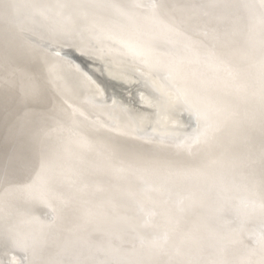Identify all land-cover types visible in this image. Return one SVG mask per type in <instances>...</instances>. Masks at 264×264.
Returning a JSON list of instances; mask_svg holds the SVG:
<instances>
[{
	"label": "snow or ice",
	"instance_id": "snow-or-ice-1",
	"mask_svg": "<svg viewBox=\"0 0 264 264\" xmlns=\"http://www.w3.org/2000/svg\"><path fill=\"white\" fill-rule=\"evenodd\" d=\"M0 264H264V0H0Z\"/></svg>",
	"mask_w": 264,
	"mask_h": 264
},
{
	"label": "water",
	"instance_id": "water-1",
	"mask_svg": "<svg viewBox=\"0 0 264 264\" xmlns=\"http://www.w3.org/2000/svg\"><path fill=\"white\" fill-rule=\"evenodd\" d=\"M69 53V58L74 60L76 63L78 64H81V66H84V62L86 60L85 57H82L78 52H75L74 50H65ZM125 66V65H123ZM88 67H93L91 64L88 65ZM117 69H121L123 67H119L117 66ZM135 90V87L134 86H128V87H125L123 86L119 81H111L109 83V87H108V91L109 92H119V93H122L123 95L127 96L129 93H127L128 91H134ZM141 90H144L143 89V86H141ZM132 98V97H130ZM174 120L180 124H186L187 121H186V114L183 113V112H178L177 116L174 117Z\"/></svg>",
	"mask_w": 264,
	"mask_h": 264
},
{
	"label": "bare ground",
	"instance_id": "bare-ground-1",
	"mask_svg": "<svg viewBox=\"0 0 264 264\" xmlns=\"http://www.w3.org/2000/svg\"><path fill=\"white\" fill-rule=\"evenodd\" d=\"M129 60H130V58L126 57L123 60H120L116 65L119 66V67H124L123 65L128 63ZM92 66L96 67L97 65H92ZM141 70H143V69H141ZM201 71L204 72L206 76H211L212 72H213V69H211V68H203V69H201ZM133 79H135V77H133ZM127 93H129V91ZM145 95H148L147 91H145ZM100 119L103 120V117L101 116Z\"/></svg>",
	"mask_w": 264,
	"mask_h": 264
}]
</instances>
